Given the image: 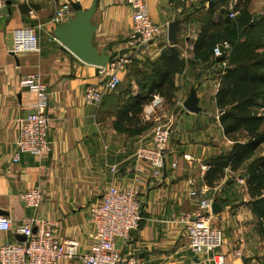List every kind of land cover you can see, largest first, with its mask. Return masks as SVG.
Returning a JSON list of instances; mask_svg holds the SVG:
<instances>
[{
    "label": "crops",
    "instance_id": "crops-1",
    "mask_svg": "<svg viewBox=\"0 0 264 264\" xmlns=\"http://www.w3.org/2000/svg\"><path fill=\"white\" fill-rule=\"evenodd\" d=\"M146 2L151 19L165 28L163 34L141 48L137 58L140 63L122 72L114 91L104 95L100 103L90 104L84 102L83 92L87 83L97 82L96 67L83 63L53 39V1H6L0 10V216L9 218L13 227L27 222L33 212L24 206L19 193L38 184L43 200L37 216L56 221L57 236L75 238L87 250L91 232L89 205L97 203L107 187L111 166H116L114 178L118 186L130 182L138 138L151 129L139 130L145 123L141 113L122 122L119 115L135 106L144 96L142 91L150 87L151 63L161 62L168 69L178 57L183 61L180 70L169 77L159 74L156 81L163 90L172 81L174 97L181 93L184 100L193 89L198 110L174 109L166 103L173 131L162 175L159 182H139L142 218L127 240L117 241L118 248L142 258L143 264H207L187 248L179 215L194 210L199 201L210 200L222 205L218 212L210 209L211 223L222 229V252L228 258L233 249L240 252V259L229 258L228 263L264 264V226L255 208L258 197L252 196L248 187L251 159L237 165L215 161L232 149L235 139L243 142L246 137L224 130L216 103L221 65L211 57H202L208 38L224 36V27L235 16L226 19L224 5L214 0ZM79 4L82 9L95 6L90 23L95 27L92 43L99 51L107 47V54H117L125 49L131 26V11L125 0H81ZM247 7L252 17L264 14V0H249ZM175 19L180 21L176 38L168 41L167 25ZM22 26L35 27L38 49L15 54L10 50L13 32ZM262 47L264 50V41ZM171 49L175 51L170 54ZM196 52L201 57H196ZM28 74L38 75L49 88L51 150L40 159L22 153L18 161H12L10 154L19 121L34 110L35 94L22 84ZM131 114L133 111L127 112V116ZM116 123L126 130H120ZM257 154L264 155V147ZM188 180L193 182L190 187ZM191 188L196 191V201L188 194ZM16 234L19 233L0 231V244L18 240ZM59 264L81 263L71 259Z\"/></svg>",
    "mask_w": 264,
    "mask_h": 264
},
{
    "label": "built area",
    "instance_id": "built-area-1",
    "mask_svg": "<svg viewBox=\"0 0 264 264\" xmlns=\"http://www.w3.org/2000/svg\"><path fill=\"white\" fill-rule=\"evenodd\" d=\"M6 1L0 0V10ZM52 1L54 9L50 22L59 25L73 16L72 3H80L81 0ZM125 2L131 11V26L125 42L126 51L121 55L115 53L104 65L96 66L97 82L85 85L83 92L85 103L98 104L105 94L115 90L126 66L138 58L143 46L161 36L165 30L162 25L151 19L146 0ZM237 3L238 0L226 1L224 7L228 11V17L232 18L238 13ZM36 28L38 29V26ZM52 37L57 40L54 35ZM168 45L174 46L171 43ZM227 48L228 44L225 41L216 43L212 48V57L215 60L222 57V60L218 61L222 71L226 67L223 49ZM37 49L38 35L35 27L22 26L14 30L13 45L10 49L13 53ZM22 84L33 92L36 98L32 103L34 110L25 114L19 121L15 146L10 154L12 161H18L22 153L40 159L51 150L48 135L50 118L47 114L49 88L36 74L23 77ZM183 101V95L179 93L173 98L171 105L174 109H179L183 107ZM164 102V98L158 93H152L150 97L144 99L145 113L142 111V117L145 121H151L152 116L154 122L149 132L138 138L133 154L136 162L133 178L126 186H118L114 178L116 166L110 167L111 177L107 187L98 202L89 205L87 209L91 225L87 250H83L75 238L57 236L56 221L37 216L43 195L40 186L34 184L19 193L24 206L33 212V216L27 222L13 227L9 218L0 216V231L25 236L23 240H6L0 244V264H59L60 261L71 259H77L81 264H143V259L134 253L121 251L117 241L127 240L130 233L139 227L142 218L139 182L143 179L160 181L173 131L172 116L168 114L167 107L164 108ZM161 107L164 108L162 116H153ZM258 114L264 115V112L258 110ZM184 158L188 159L189 155H184ZM171 165L174 167L175 161ZM238 181L243 182L241 178ZM187 184L190 187L193 182L188 180ZM188 194L196 201L195 189H189ZM210 204V200H202L194 210L180 213L179 221L184 224L187 248L207 264H229V258L240 259V252L233 249L229 258L222 252L223 233L219 226L211 223Z\"/></svg>",
    "mask_w": 264,
    "mask_h": 264
},
{
    "label": "trees",
    "instance_id": "trees-1",
    "mask_svg": "<svg viewBox=\"0 0 264 264\" xmlns=\"http://www.w3.org/2000/svg\"><path fill=\"white\" fill-rule=\"evenodd\" d=\"M214 1L216 4L225 5L227 0ZM248 2L247 0H238L236 5L238 14L233 18V22L229 20L227 26L224 27L226 31L224 36H219L220 38L217 37V39L213 36L208 38V41L205 42L206 50L202 57L205 59L211 57L214 60L212 47L218 42H227L228 48L223 49L226 69L223 68V71H220L219 88L216 94V103L220 108L219 119L227 133L245 136L246 140L240 142L239 139H235L232 149L227 154L216 157L215 161L220 165H237L245 159H251L247 167L248 187L250 194L258 197V200L255 201V208L262 220L260 223L264 226V155L258 157L257 154L258 150L260 154V150L263 148L261 145L264 143V115L258 114V108L264 105V50L262 47L264 14L252 17L248 13ZM227 12L226 10V14ZM201 39L203 40V38ZM174 48L176 49L175 46ZM175 49H171L170 54ZM196 57H201V55L196 52ZM174 60L168 69H165L161 62L151 63L153 73L149 78L153 82L149 84L150 87L142 91L144 96L129 109L130 111H121L120 122L135 119L142 112L144 99L150 97L152 93L160 94L167 103L172 104L174 98L173 82L170 81L167 88L163 90L162 86L158 85L159 82L156 81V77L159 74H167L169 77L176 70H180L183 61L178 57ZM139 63V59H135L126 66V69ZM132 111L133 114L130 117L127 116V112L132 113ZM152 125L153 122L145 121L144 126L139 130H148ZM116 126L120 130H126L119 123H116Z\"/></svg>",
    "mask_w": 264,
    "mask_h": 264
},
{
    "label": "water",
    "instance_id": "water-1",
    "mask_svg": "<svg viewBox=\"0 0 264 264\" xmlns=\"http://www.w3.org/2000/svg\"><path fill=\"white\" fill-rule=\"evenodd\" d=\"M74 9L73 16L69 17L65 22L56 25L54 29V36L58 42L68 49L73 55H75L80 61L92 66L104 65L112 58L115 53L107 54V47H104L100 51L92 43V33L95 27L91 25L90 18L95 9L92 5L87 9H82L79 3H72ZM179 19H175L167 25V40L174 41L176 38V32L179 27ZM151 40L148 42L150 43ZM126 49L118 51V55L124 53ZM222 60V57L216 59L218 62ZM183 108L190 112L198 110L197 98L195 91L190 90L187 98L182 104ZM222 208L219 202L213 201L211 203V210L218 212ZM35 231V228H33ZM18 240L25 238L22 234H16Z\"/></svg>",
    "mask_w": 264,
    "mask_h": 264
},
{
    "label": "rangeland",
    "instance_id": "rangeland-1",
    "mask_svg": "<svg viewBox=\"0 0 264 264\" xmlns=\"http://www.w3.org/2000/svg\"><path fill=\"white\" fill-rule=\"evenodd\" d=\"M165 101V100H164ZM165 103V104H164ZM163 104H164V108H165V106H166V101L164 102ZM145 105H144V103H142V111H143V113H145V111H144V107ZM164 108L163 107H161V108H158V110L153 114V116L154 115H157V116H162V112L164 111ZM161 109V110H160ZM258 110L261 112V113H263L264 112V105H262L261 107H259L258 108ZM141 114H142V112H141ZM151 122H154L153 120H154V118L151 116ZM145 121V120H144ZM149 121V120H148ZM264 124V123H263ZM264 147V146H263ZM168 154V153H167ZM211 205V204H210ZM211 208V207H210Z\"/></svg>",
    "mask_w": 264,
    "mask_h": 264
}]
</instances>
